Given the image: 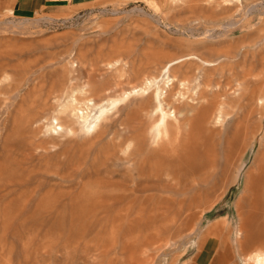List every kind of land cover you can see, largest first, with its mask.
I'll use <instances>...</instances> for the list:
<instances>
[{"label": "rangeland", "instance_id": "374dc122", "mask_svg": "<svg viewBox=\"0 0 264 264\" xmlns=\"http://www.w3.org/2000/svg\"><path fill=\"white\" fill-rule=\"evenodd\" d=\"M149 49L160 58L148 65L146 75L157 77L170 61L172 79H185V96L215 90V83L240 72L260 86L264 0H0V63L6 67L0 64L5 68L0 71L6 70L0 72V264H212L216 252L203 237L214 220L228 227L224 231L232 255L226 264H243L235 249L236 234L247 176L264 134V106L261 117L255 102L248 106L258 115L248 106L245 112L230 108L222 132L200 145L205 153L196 148L199 152L185 157L178 183L144 193L153 198L135 201L126 218L99 220L81 214L101 206L99 186L115 193L104 180L121 181L116 171L132 173L154 145L144 141L149 136L145 130L144 138L122 139L116 149L112 143L118 139L91 140L103 122L121 119L138 127L142 120L143 125L150 121L147 95H130L114 108L108 99L88 102L86 108L91 96L80 88L88 74L98 87L110 84L113 96L138 88L144 76L136 77L125 62ZM163 76L157 77L160 87ZM61 77L71 79L31 121L36 114L32 104L43 94L34 92L36 84L47 88ZM75 97L89 114L86 129L52 132L53 143L32 146L43 136V124L68 123L59 119L58 110ZM238 119L246 122L244 130ZM256 123L260 132L248 146ZM238 125L240 133L234 130ZM110 203L111 210L124 207ZM195 211L197 216L190 218Z\"/></svg>", "mask_w": 264, "mask_h": 264}, {"label": "bare ground", "instance_id": "6f19581e", "mask_svg": "<svg viewBox=\"0 0 264 264\" xmlns=\"http://www.w3.org/2000/svg\"><path fill=\"white\" fill-rule=\"evenodd\" d=\"M114 52H117V51H114ZM156 55H157L156 50L149 49L148 51L142 52L141 54L134 53V55H131L130 58H127L128 60L126 62L124 61L125 63H127L128 67L131 68L130 71H132L136 77L139 78V76L140 77L144 76V82L138 88H136V86L135 87L132 86L133 88L132 89L130 88L131 89V90L129 89L130 91H128L127 89L128 91L127 92V91H124L125 90L124 89L122 93L120 92L121 93L120 95L118 94V96H113L114 94L113 93L110 94L109 89H107L110 86V84L107 86L100 85L98 87L97 86L98 84L96 85L95 82H93L95 80H91L93 79L91 76L92 74L91 75L88 74L85 77L86 80L83 82V85L80 88V90L82 89L84 90V92L88 91L89 95L91 96V98L90 99L88 98L89 100L86 101L87 102L86 108H88V105H87L88 102L89 104H96L103 99L111 100V106L112 108H114V107H117L120 103L124 102L130 95H134V94L135 95L145 94L147 95L149 100L152 102V103L148 102L152 104V105L150 104L151 106H149L150 107V110H149L150 121H147V123L144 122V125H143V120L142 122H139L140 124L137 127L135 123L133 122H130V121L127 122V121H123L120 119L114 122L100 123L98 129L96 128L97 130H95V133H93L94 135H92V138H91L92 141L101 142L108 136L107 138L112 142L118 139L117 141L112 143L113 145H115L118 141H119L118 143L120 144L122 139L126 141L132 140L135 137L137 139V137L139 136L141 137L143 135L141 134V132L145 130L147 131V134H149V136H147L146 138V136L144 135L145 136L144 141L146 142L149 141L150 143H153L154 147L151 148V151L149 152L148 155H146V157L139 160L136 163L137 164L136 166H133L135 168L132 173L126 170L123 173L122 171L121 173L118 170L116 171V173L119 174V176H121L120 177L122 178L121 181H118V180L113 181L112 179H109V178L104 180L105 182L103 181L104 183H107L105 184V186L106 185L107 186L110 185L112 187L114 186L115 193L111 191V187H110V190L107 189L111 193H108V191L107 192L102 191V189L100 188H105L103 187L104 185L103 186L101 185L96 189L98 191V192L96 191L97 202H99V204L101 203V206L103 207L99 208L101 207L99 206L98 210H96L97 208L96 207L94 211L88 210L87 214L85 212L83 213L81 212L82 215H87L88 217H91V219L93 218V219H99V220L100 219L115 220V219L123 218L130 213L129 212L131 208L130 206L135 201L142 200V202H146V201L148 202L150 199H152L153 196L151 197V195L153 192L151 190L154 191V189H156L157 187L159 188L158 185L162 186L161 188H163V186L166 187V185L170 186L171 184L168 185L169 183H175V182L178 183L177 179L180 177L182 178L183 176V175L180 176L178 172L179 170L183 171L181 170L182 169L181 164L186 163L185 161L187 160V158L185 157L189 156L190 154L194 155L195 152H199V150L202 148V147L200 148V145L202 146L203 144H206V142L210 138L213 137L212 135L214 133L220 134L222 132V128L224 127L223 123L227 119V115H229L230 113L228 112L230 111V108L237 107L243 110L249 104L251 105V102H255L256 106L254 105V108L258 110V112L260 113V116L262 117V108L264 106V83L260 84L259 86L258 85L259 81L256 79H252L253 77L252 78L247 77L246 76L247 73L240 72L241 77L238 74H235L233 78L232 77L225 78L223 81L215 83L214 84L215 90L206 89V90L196 91L193 89L194 91L191 92L190 95L187 96L186 94L185 96L183 92L181 91L182 89L181 87L185 85V81H184L185 79H183L182 77H177L175 81L172 79V77L170 76L171 69L167 65V63H169L170 61L162 66L159 72L160 74L158 75L161 77L165 75V80L163 81L162 87H160L158 84V81H159L157 80L158 76L154 78H150L148 75H146V73L149 74L148 65L156 61L158 57ZM120 56L121 54L119 55V57ZM158 58H160V56ZM203 61L205 62V60ZM10 63H11V66L8 64L6 66L12 67L13 62H10ZM4 67H5V63H4ZM4 67L0 65V70H2ZM120 67L122 66L120 65ZM5 71H0V72L3 73ZM122 72H125V71H122ZM181 74L183 73L181 72ZM1 75L3 74L0 73V76ZM67 79H71V78L61 77L57 80L58 83L56 85L51 84L47 88L44 87V84H38V83L36 84L37 86L34 88V92L37 93L39 91L43 94L39 95L37 99L34 101V104H32L33 105L32 113H33V110H35L36 112L34 113L36 114L31 119V121L37 118L36 115H39L45 108L51 105L50 100L52 98H56V96L59 95L57 93L61 90V88L63 87V84L65 83ZM260 80H262V78ZM153 84L155 85L153 86ZM252 84L254 86H252ZM207 85L209 86L210 84L207 83ZM152 86H153V89L150 92H148V90ZM41 89H44V90H41ZM89 95L87 97H89ZM79 103L80 102H78L77 98L75 97L73 99H69L68 101H66V103L61 105V107L58 110V112L60 113L59 119L66 118L68 119V123L64 124L63 122L58 123V121H55L54 123L48 122L46 124H43V128H44L43 136L41 137V139L39 138L38 142L34 143L35 145H32V146H34L35 148L37 147L45 148V144L47 143L49 144L51 142L53 143L54 137L51 135L52 132L55 134H59L60 132L69 134V133H73L74 131H76V129H80V130L86 129V123H87L89 114L87 113V111L84 112V109L81 107L82 105L80 107L78 106ZM80 104H83V103H80ZM252 106L253 105H251V107ZM141 108H144V107H141ZM248 109H252V108L249 107ZM252 110L250 112H248L249 110H247V113H251ZM254 111L255 110H253V112ZM243 112L245 111L243 110ZM255 113L257 114L256 111ZM237 115H239V113L238 114L236 113V116ZM242 115L244 116V114ZM247 116L248 115H245L244 117L247 118ZM238 122H240L239 119H238ZM236 123H235V126L237 125ZM240 123H242V121ZM245 123L246 122L240 125L243 126L244 124L245 126ZM256 124L258 125V123ZM240 125H238L239 128L236 127V129L234 130L237 131L238 129L242 128L240 127ZM244 126H243V130L245 129ZM110 128H112L111 135H109ZM260 128H261V125L259 123V125L256 126L252 132L251 140L250 141L248 140L249 141L248 146L252 144L253 139H255L257 134L260 132L259 130ZM238 133H240L239 130H238ZM47 134H49V136H47ZM262 135L263 136H261L260 138V142L256 150V154L252 160L251 170L249 171L248 176H247L248 177L247 188L244 193L245 197L243 198V201L245 200V204H243L242 202V204L244 205L243 206L244 208L241 213L242 218H241V222L239 223L240 225L238 224L239 229L236 234L237 237H236V248L235 249L238 251L239 255L241 256V259L243 260V264H264V134ZM144 136L141 138H144ZM107 138H106V141L108 140ZM141 138H138V140H140ZM239 138L241 137L239 136ZM122 142H121V145L124 143ZM139 142L141 141H138L137 143ZM234 142L235 144H237L236 141ZM207 143L209 144V142ZM116 145L114 146L115 147L114 149H116L117 147ZM121 145H118V146L121 147ZM141 145H139V148L141 147ZM212 145L210 146L209 149H211V147H214ZM229 145L235 146L233 145V143ZM242 146H243L242 150L246 151L247 145L242 143ZM139 148L138 150H140ZM196 148L197 149L200 148V149L197 151ZM206 148H208V146H206ZM201 150L200 152H204V150L203 151ZM198 155H201V154L198 153ZM198 155L196 154L195 156L198 157ZM183 161L185 163H183ZM112 176L110 177L112 178ZM179 181H181V179H179ZM0 188H1V185H0ZM148 191H151L152 193L145 195L144 193H147ZM97 193L98 194L100 193V194L98 195ZM94 194H95V190H94ZM111 201L118 203L120 205H123L124 206L123 209H120L118 211L111 210L112 209L111 208L112 203H110ZM96 206H98V204ZM197 213L198 212L196 211L193 212L192 214L189 212V216L191 215L190 218L196 217ZM187 218L189 219V217ZM226 228L228 227H226V224L224 223L223 220H216V221L214 220L211 224L208 225L206 232H205L206 234H204V237H203L204 243L208 245L211 248V250L213 248L214 252H216V255L212 261V264H226L232 252L231 250L232 244L231 245L228 244L227 242L228 236L225 235V231H227L225 230ZM230 246H231V249H230Z\"/></svg>", "mask_w": 264, "mask_h": 264}]
</instances>
